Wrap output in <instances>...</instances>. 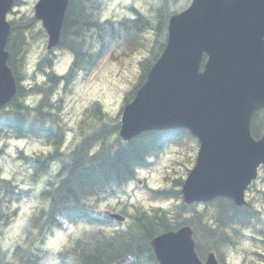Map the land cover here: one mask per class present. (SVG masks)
<instances>
[{"label":"trees","instance_id":"trees-1","mask_svg":"<svg viewBox=\"0 0 264 264\" xmlns=\"http://www.w3.org/2000/svg\"><path fill=\"white\" fill-rule=\"evenodd\" d=\"M190 1L145 0L140 8L131 6L133 15L103 19L104 0H70L60 47L73 53L74 61L63 77L54 75L49 66V81L43 84L35 81L26 87L21 83L27 76L26 44H9V65L19 87L17 95L0 111V143L7 138H27L42 141L54 150L34 155L20 152L18 156L28 166L33 183L43 186L40 195L33 198L38 202L27 223L26 237L12 250L0 244V264H117L127 255L134 257L132 264H159L151 240L190 221L185 218V213L190 211L188 206L181 202L174 204L173 209H146L136 205L129 212L126 207L123 212L128 219L120 223L106 216L100 204L117 199L135 180L139 169L148 167L166 144L182 146L193 137L183 129L151 130L123 141L118 135L119 118L110 120L97 101L87 111L96 116L85 125L88 132L66 151L63 149L66 128L50 100L62 79L70 86L79 74L90 75L109 51L120 49L124 54H132L146 50L147 56L139 61L138 78L125 93L124 102L128 103L166 45L171 14L185 9ZM15 37L23 41L21 29L11 36L12 40ZM46 66L45 60L39 63L41 71H46ZM36 96L43 98L33 102ZM262 132L263 124L254 122L253 134L259 136ZM182 182L175 180L173 188L156 190L155 195L179 199L178 187ZM35 190L32 186V195ZM31 193L0 173L1 228L18 211L13 205ZM216 218L219 223L216 234L232 239L241 236L239 230L233 229L235 225L257 228L254 223L260 220L251 207L240 208L231 200L222 199L218 201ZM70 225L82 226L79 235H71L58 252L44 248L56 230Z\"/></svg>","mask_w":264,"mask_h":264},{"label":"water","instance_id":"water-1","mask_svg":"<svg viewBox=\"0 0 264 264\" xmlns=\"http://www.w3.org/2000/svg\"><path fill=\"white\" fill-rule=\"evenodd\" d=\"M13 0H0V108L17 92L5 50ZM68 0H40L36 16L59 43ZM207 60L202 67L203 57ZM264 107V0H193L171 16L168 40L145 83L126 105L120 135L186 127L202 142L196 166L183 185L184 200L228 195L245 203L244 191L264 163V135L251 133L253 114ZM108 215L123 220L118 213ZM161 264H204L192 231L183 227L152 240ZM131 262L125 257L120 264ZM205 264H217L211 254Z\"/></svg>","mask_w":264,"mask_h":264},{"label":"rangeland","instance_id":"rangeland-1","mask_svg":"<svg viewBox=\"0 0 264 264\" xmlns=\"http://www.w3.org/2000/svg\"><path fill=\"white\" fill-rule=\"evenodd\" d=\"M143 0H106L103 11L104 18H110L114 15L124 13L127 9V4L134 2L141 4ZM37 0H19L17 6L14 8L12 19L18 18L19 21H26L28 18L22 19L24 16L32 14L33 7ZM140 8L138 5H132ZM107 13V15H105ZM134 12L129 10L125 15H133ZM27 32L26 44L32 37L31 32L37 30L32 26L24 29ZM47 39L35 32L32 44H29L26 52L27 60V76L22 80L24 86L29 87L34 84L35 79L43 82V77L34 72L38 67L39 60L48 56L46 47ZM147 51L143 50L132 54H124L120 51L110 53L107 55L101 65L96 71L87 78H79L75 80L72 86L65 88L63 85L59 86V90L54 95L53 102L56 111L59 113L60 121L66 126L67 134L63 149L69 151L76 143H78L83 135L88 132L85 125L90 123L92 118L96 116L87 114L89 107L95 103L100 102L103 111L109 115V119H116L124 103V97L127 90L131 88L133 83L137 80L140 73L139 61L147 56ZM55 59V70L59 74H64L72 63V56L59 50L57 55H53ZM40 99L39 96L33 97L32 101L36 102ZM86 119V123L83 121ZM2 153L0 155V168L10 177L16 176L17 180L24 186H34L38 191L43 186L42 183H33L30 178V171L28 166L19 161L18 154L20 151L25 153H40L49 150L48 145L39 140L33 139H10L7 138L0 143ZM196 145L193 140H185L183 148L174 145H169L164 148L157 156L153 158V163L150 167L139 172L138 178L143 180L140 187L131 186L126 188V191L119 193L116 197L104 201L100 204L102 209L113 208L114 205L124 207V204L131 203L132 206L141 205L145 208L164 207L172 208L174 199L171 198H156L153 191L142 187L149 185L153 189L162 188L165 186H172L171 180H179L184 177L187 168L193 165L191 159L195 158ZM187 156V159L181 164V161ZM7 174V175H6ZM7 176V177H9ZM261 179V178H260ZM35 184V185H34ZM258 188H264V185L259 180L257 182ZM138 186V185H137ZM40 193H37L39 196ZM36 197V194L33 195ZM256 190L248 193V200H253V204L258 208H262L261 218H264V199L261 201ZM121 201V204H118ZM38 200H30L20 203V208L10 224L4 228H0V234L4 238L6 246L10 245L18 239L23 230L29 214L30 209L37 204ZM137 204H136V203ZM179 202V201H178ZM252 202V201H251ZM125 205V208L126 206ZM13 208L15 206L13 205ZM121 208V209H122ZM128 210L132 207L128 206ZM10 226V227H9ZM75 229V232H70L69 229ZM82 226H67L65 229H58L55 234L49 239L46 247L52 251H58L68 241L71 235H76L80 232ZM1 231H3L1 233ZM262 231L264 233V222L262 224ZM249 232V231H247ZM251 234L260 237L254 230H250ZM66 241V242H65ZM253 251L260 252L264 255V247L260 240L252 237L240 242L238 247H232L226 253V258L229 264H264V262L257 261L255 256L251 254ZM258 259H261L258 257ZM52 264V263H50Z\"/></svg>","mask_w":264,"mask_h":264},{"label":"clouds","instance_id":"clouds-1","mask_svg":"<svg viewBox=\"0 0 264 264\" xmlns=\"http://www.w3.org/2000/svg\"><path fill=\"white\" fill-rule=\"evenodd\" d=\"M105 15H107V13H106ZM69 231H70V232H75L76 230H75V229H72V228H70V229H69ZM76 234H77V235H79V233H78V232H77ZM65 242H66V241H65Z\"/></svg>","mask_w":264,"mask_h":264},{"label":"flooded vegetation","instance_id":"flooded-vegetation-1","mask_svg":"<svg viewBox=\"0 0 264 264\" xmlns=\"http://www.w3.org/2000/svg\"><path fill=\"white\" fill-rule=\"evenodd\" d=\"M199 228H200V229H203L202 223H199ZM208 254H209V253H208ZM208 254H207V255H208Z\"/></svg>","mask_w":264,"mask_h":264},{"label":"bare ground","instance_id":"bare-ground-1","mask_svg":"<svg viewBox=\"0 0 264 264\" xmlns=\"http://www.w3.org/2000/svg\"><path fill=\"white\" fill-rule=\"evenodd\" d=\"M106 44V43H105ZM107 127V126H106ZM107 130V129H106ZM21 259V258H20Z\"/></svg>","mask_w":264,"mask_h":264}]
</instances>
